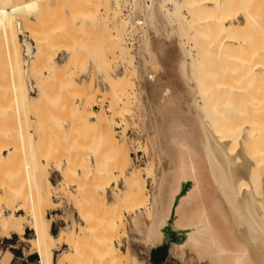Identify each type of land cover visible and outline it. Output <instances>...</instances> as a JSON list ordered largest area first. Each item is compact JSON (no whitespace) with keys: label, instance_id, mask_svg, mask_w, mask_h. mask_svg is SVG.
I'll list each match as a JSON object with an SVG mask.
<instances>
[{"label":"bare ground","instance_id":"bare-ground-1","mask_svg":"<svg viewBox=\"0 0 264 264\" xmlns=\"http://www.w3.org/2000/svg\"><path fill=\"white\" fill-rule=\"evenodd\" d=\"M7 1L0 0V36H2L0 40L5 37L6 41L13 44L8 47L9 49L10 47L11 49L12 47L14 48L12 50L18 61L19 54L22 52L19 53L21 49L18 50L20 44L18 45L19 38L15 29L19 28L20 32L23 30L22 23L26 18L24 14L35 12V1L38 2V0H19V3ZM248 1L254 4L252 0ZM80 2L78 5L83 4V2ZM155 2L156 0H150L146 20L153 25L157 24L156 15L152 12ZM163 2L171 4V7L165 8L164 14L170 23L169 25H171L172 31L168 32L166 37L161 36L158 32L159 35L154 31H150L148 33V41L152 52L157 55L166 77L162 76L163 74L161 75L162 70H160L161 73L150 71L142 82L138 80L140 83L138 89L140 97L138 98L150 110L148 111L150 114L146 117L145 124L148 130L152 132L151 135L153 134L154 143L152 146H154L156 154H158L162 163V165L158 166L152 162L149 165L151 170H147L148 175L152 174L153 171L157 172L158 177L156 176V186H153V192L150 193L146 185V180L149 176H145L141 170H132L129 173L128 165L131 157L128 153V142L125 140L121 144L118 153L115 151L116 149L114 150L115 155L113 157L107 156L106 153L108 151L105 152L106 147L108 150L112 147L109 145L103 149L104 152L100 148V151L106 155L101 154L100 157L96 158V155L99 156L96 153L93 156L96 160V167L87 166L88 168L86 167L87 169L85 168L83 173H81L88 178L92 174L90 180L99 178L101 184L90 185L88 189L83 187L82 182H78V185H75V193H71L72 189L69 191L68 183L66 182V179L74 176V174H76L74 177L80 175V178H82V174L77 175V171L70 170L73 169L71 168L73 165L74 168L77 166L74 162L79 155L75 156L73 160H70L72 159L71 157L67 159L69 160L68 168L66 169L67 171L69 170L68 172H66L60 161H58L59 163L56 162L57 164L55 163V169L63 175L57 186L50 179L47 167H49L48 165L53 157H50L47 153L45 154L49 156L47 157L48 164L44 163L45 166L42 165L39 158L38 161L40 162L36 161L37 163H34L32 161L31 175H29L32 187L28 188L30 189L29 193L23 190L27 189L26 183H23L25 188L23 186L18 187L14 179L17 177L19 182L20 175H23V169L18 168L21 174L19 176L16 175L18 173L16 171L14 177L10 175V171L8 180L2 179L3 181L0 182V203H5L11 209L9 213H6L0 207V236L10 238L14 233H17L21 240L26 241L30 245V251L38 253L41 258L46 260V264H52V255H47V252H52L53 250L60 251L57 264H143L137 253L133 252V250L131 251L128 246H126V250L122 249V238L127 237L129 232L130 234H135L137 237L133 236L134 239H137V242H140L147 251L162 244L165 241V233L162 227L169 220L174 198L176 197L175 205H177L184 196L185 200L181 205L177 206V212H175L177 216L173 213L172 217L173 220L177 217V223L181 228L177 226L176 228L183 235L186 234V237L174 241L171 253L179 256V250L183 252L190 251L200 260H206L205 264H264V88L260 87L253 91L252 87L254 75H257V78L260 79L264 77V26L258 19L259 15L256 16L253 12L255 6L251 8L250 5H247V1H243V3L245 2L244 4L250 8L245 5L244 9L234 11L231 9L229 11L228 8H230L229 5L236 2L235 0H163ZM255 2L257 3L258 0ZM160 4L162 7L163 3L160 2ZM117 6L118 1L115 2V7ZM112 12H114L113 18L116 19L117 12ZM22 15H24V19ZM240 15L243 16V20L239 18ZM140 22L144 23V21ZM116 33L114 35L116 36L115 39L119 41L122 58L127 59L126 61L129 64L121 75L122 80L125 82L122 87L123 93L129 87V89L136 92L130 76L132 74H135L136 77L139 76L138 65L135 62L134 55L121 42V36L123 35H121L120 30L117 29ZM65 47L67 45L59 49V52L62 50L71 51L70 47ZM208 50L221 53V55L217 56V58L209 56L207 55ZM27 53L29 57L35 54L28 44ZM31 59L33 60V58ZM31 59H28V63L37 60L36 57H34L33 61ZM221 59L225 62L223 67L219 64ZM49 60H51L50 57ZM52 61L50 66L56 71L53 65L55 64L56 66L58 64L55 56ZM186 61L190 62L193 70V82H187L182 73V67ZM19 62L20 60L17 63ZM29 65L32 66V64ZM7 67V74L12 76L16 72V67H13L15 71H13V74L9 72L8 64ZM25 67L27 68L26 64ZM19 68L17 64V70L20 73ZM49 68L51 69V67ZM196 70H201L202 72L199 73ZM40 71H42V68ZM47 71L49 72L50 70ZM34 72L36 73L35 70ZM31 73L33 74V72ZM29 74V72H26L25 76H29ZM19 76L22 82L24 76L21 74ZM9 79L13 78L9 77ZM43 79L42 81L46 84L45 80L48 78ZM34 82L29 79L30 88ZM38 82L34 84L36 85ZM9 88L7 90H13L16 100L18 99L17 94L20 95L18 97L25 100L26 94L22 90L21 83L15 88L14 84L12 89L9 90ZM32 90L28 91V98H35L36 100V96L31 95ZM8 91H6V94H8ZM65 91L68 92V89ZM131 93L127 91L125 103L122 101L124 103L122 108H126L127 113H131V106H128L133 98ZM194 94H197L201 99L197 112L192 110V96ZM40 95V98H42L43 94ZM88 95H90L88 96L89 98L93 94ZM112 95L115 96L114 92ZM135 100L138 99L135 98ZM37 101H39L38 98L34 106H36ZM115 103L117 106L118 102ZM183 105L185 110L182 109ZM116 108L111 109L113 115H120ZM81 109H78L79 113H76L78 110L74 109L76 111L74 112L75 114L73 113L74 116L77 114L76 116L79 118L80 115L83 119L85 118L86 122L89 119H93L95 121L94 124L102 125L106 132L109 131V134H107L108 138L110 137L108 141H106L107 136H103L105 138H102V141H98L97 138V142L105 140V144H107L110 141L109 144L112 143L114 147H118L119 143L117 141L111 142L113 135L111 136L110 133L115 132L111 126L113 125L111 123L113 120L105 110L102 109L99 112L91 111L87 114L90 115L87 116L86 112ZM19 113L22 114L21 112ZM3 117L5 116L2 115ZM17 119L16 121L18 122ZM21 119L20 121H22ZM95 119H97L99 124ZM20 121L18 122L19 124ZM24 122L26 124V120ZM97 125L96 128H99L97 131L100 133L101 127H97ZM21 126L23 127L22 124H20ZM26 126L28 125L24 126L25 131H27L25 133L26 136L21 134V132L17 134V131L16 134L20 135L17 141H22L25 148L33 149L32 138L34 132L33 130H26ZM98 136L100 135L98 134ZM189 138L193 140L192 143L191 140L188 141ZM93 141L95 140L93 139ZM20 142H17L15 146H19L18 143ZM73 143L75 144V142ZM13 146L9 144L4 148L0 147V154L3 156L4 152L9 151L11 154L9 155L12 156L11 150L16 149ZM90 147H93V145ZM103 156L107 157L103 159ZM8 157L7 162H3L4 160L2 159L3 161H0V165L6 163L12 166L13 163L15 164L13 161L11 165V161L15 157L12 160L9 158L11 160L9 163ZM81 161L79 162L81 163ZM89 161L87 164L90 163ZM71 162L73 165H70ZM113 164L120 165L113 167ZM191 164L194 169L193 178L195 177L196 187L186 191L183 186L187 177H189L188 166ZM13 166V169L9 167L10 170H14L15 165ZM83 167L82 169H84ZM9 168L6 169L9 171ZM70 171L71 173L74 172V174L72 173L71 175ZM25 177L23 179L26 181L27 175ZM77 178L79 179V177ZM86 180L89 181L88 179ZM29 181L27 180V182ZM120 181H123V186L120 185ZM64 182L67 187L64 186ZM52 189L57 190V193L64 192L70 198L72 197L71 200L77 213V216L75 213V215H67L70 221L56 235L51 233L54 219L47 218L48 212L45 211L46 203L50 204L52 202ZM109 191L113 195V199L108 197ZM178 191L179 193L177 194ZM84 194L86 195L84 196ZM125 202H130L126 204L127 208L130 207L128 210L129 214L132 215L131 223L129 221V229L127 227L128 223L125 221L126 215L122 212L123 206L126 207ZM57 204L59 205V203ZM18 209L22 210L23 213ZM203 216L207 220L206 224L202 223ZM26 225H28L29 229H33L34 235L32 237L28 238L25 236ZM201 226L207 227L206 231L200 229Z\"/></svg>","mask_w":264,"mask_h":264},{"label":"rangeland","instance_id":"rangeland-1","mask_svg":"<svg viewBox=\"0 0 264 264\" xmlns=\"http://www.w3.org/2000/svg\"><path fill=\"white\" fill-rule=\"evenodd\" d=\"M18 1L19 0H17V1H15V0L9 1L8 0L7 2L19 3ZM80 1L81 0H38V2L35 1L36 2V8H34L35 12L25 13L24 14V15H26L25 19H24V15H22L23 19H24V21L22 23L23 30L20 32V30H18L19 28L16 27L17 29H15L16 33H18V38H19L18 39V41H19L18 45L20 44L18 46V50L21 49V51L19 50V53L22 52L21 53L22 55L19 54V60H20L19 63H17L19 60L18 61L16 60L15 54L12 50L14 48L12 47V49H11V47H10V49H11L10 50L8 47V46H11L13 44H10L9 41H6L7 39H5V37H3L0 40V78H1L0 79V82H1L0 83V111L3 112L2 114L0 112V118H1V121H0V147L4 148V147H6V145L12 144V145H14L13 146L14 149L15 148L17 149L19 146H21L17 149V152H16V149L11 150L12 156H10L11 154L9 151L4 152L3 156L0 154L1 155L0 161L4 160L3 162H7L8 156H9L8 159L10 158L11 160H12V158L15 157V159H13L12 161L10 159L8 160V163H9V161H11V165H12L13 161L15 162V164L13 163V165H15L14 170H10V168L13 169L12 168L13 165L10 166V164L8 165L6 163H4L3 165L2 164L0 165V182H2L4 179H5V181L8 180V177L10 175L14 177V174L16 173V171L18 172V173H16V175L19 176L21 174L20 169L21 170L23 169V172H22L23 175H20L21 177H19L20 180L22 178L23 182H21L22 180L21 181L19 180V182H18V178L16 176L15 177L17 179L16 178H14V179L17 182L18 187H20V186L22 187L23 185H25L23 183H26L25 186L27 187V189L29 187L31 188L32 186L30 185V182L32 183V181H29V175H31L30 172L32 169V166H31L32 161H34V163L41 161L42 165L45 166V164H48L47 163V157L50 156L53 158L52 159L48 158L51 160H50V164L48 165L49 167H47V169H48V172L50 174V179H51L52 183L57 186V185H59V182L63 178V175H61V173L55 169L54 165L56 162L60 161L61 164L64 166V169L66 170L68 168V164H69V162H68L69 160H67V159L69 157H71L72 159H70V160H73L75 158V156L77 157L79 155L78 158H76L77 160L74 162V164L77 166H75V168H74V165L72 164L73 161H72L70 165H73V167H71V166L70 167L73 169H70V170L74 171V172L77 171L78 172L77 175L82 174L83 170H85V168L87 166H89L91 168L96 167V164H95L96 160L93 157L96 153L99 154V156L96 155V158L100 157L101 154H103V155L107 154V156L113 157L115 155L114 150L116 149L115 151H117V153H118L121 144L125 140L128 142L127 148H128V153L131 157V158H129L130 162L128 165L129 173H130V171L132 172V170L133 171L134 170H141L145 176L146 175L149 176L146 180L147 181L146 185L149 188L148 191L150 193H152L154 190L153 186L154 185L156 186L155 180H156L157 172L153 171L152 174L148 175V171L151 170L149 168V165L152 162L158 166L162 165V163L159 160L158 154H156L154 146H152L154 143L153 134L151 135L152 132H150L148 130V128L145 124L146 117H148V114H150V112H148V111H150V110L147 108L146 105L144 106L142 104V100H140V98H138V97H140V95H138L139 94L138 89H139V84H140L138 82V80H141V82H142L144 77H146V74L150 73V71H158L159 73H161L160 70H162L163 72L161 73V75L163 74L162 76L166 77L160 62L157 59L158 58L157 55L156 54L154 55V53L151 50V45H150V42L148 41V33L150 31H154L155 33L158 32L161 36L166 37L167 33L172 31L171 25H169L170 23L167 21V19H166L167 17H165L166 15L164 14L165 8L171 7V4L168 2L164 3L163 0H156V2H155L156 4L154 5V8H152V12L155 13L154 15H156L155 20H156L157 24L153 25V24H150L146 21L147 15H148L147 13H148V10L150 7V0L145 2V3H142V0H132L131 1L132 4L138 10L142 11V13L144 15L143 16L144 19L142 20V21H144V26L142 25L143 26V28H142V41L139 44H135L134 46H130L129 44H127L124 35H125L126 25L129 22H131L132 15H128V14L123 13L122 4H123L124 0H84V1L82 0L81 2H83V4L78 5ZM116 1H118L117 7H115ZM235 1H236L235 3L231 4L233 7L231 5H229V7H230V8H228L229 11L244 9V6L246 5L244 3L247 1V5H250L251 8L253 6H255L253 8V12L256 16L259 15L258 19H259V21H261V23L264 26V17H263L264 16L263 15L264 14V0H258L257 3L255 2L257 0H255V1L252 0L254 4H252V2H249L248 0H241V1L235 0ZM243 1H245V2L243 3ZM160 2L163 3L162 7L160 6L161 5ZM242 4H243V6H242ZM248 7L249 6H247V8ZM115 8H116V10H114ZM112 11L117 12V18L116 19L113 18L112 15H114V12H112ZM22 16H21V18H22ZM239 18L241 20L244 19L242 15H240ZM23 19H21V20H23ZM114 25L115 26L117 25V26L115 27ZM115 28H116V30L117 29L120 30L121 35H123V36H121L122 37L121 42L124 44L125 47L128 48L129 52L132 55H134L135 62L139 68V76L138 77H136L135 74H132L130 76L132 78V83H133V86H134V89L136 92L129 89L130 87L125 89L124 93L122 90V87L124 86L125 82H124V80H122L121 75L125 72V69H127L126 66H129V64L126 61L127 59L125 60L124 58H122L123 55H121V53H120L121 49H120L119 41L115 39L116 38L115 35L117 34ZM0 37H2V36H0ZM259 37H261V36H259ZM27 44L35 53V54H33L35 56L30 55V57L33 58V60H34V57H36L37 60L33 61L29 57V55L25 56V54H28L27 53ZM66 45H67V47H65V48L70 47L69 49H71V51L67 52V51L62 50L59 52V49L64 48V46H66ZM7 47H8V49H7ZM263 47H264V37H263ZM8 51H9V53H8ZM207 55L214 56L217 58V56L221 55V53H216V52H213L212 50H208ZM236 55H238V54L236 53ZM54 56H55V59L58 63L57 64L58 66L57 65L55 66V64H53L54 69H56V71H54L53 67L50 66L52 58ZM25 57H27L29 60L31 59V61H33V62L31 63L29 61L30 63H28V59ZM49 57L51 58V60H49ZM105 59H107V60H105ZM46 61L47 62L49 61V62L47 63ZM69 61H70V63H69ZM33 63L35 64V66ZM7 64L9 65V72H11L12 74L14 71L13 67L14 66L16 67V68L14 67L16 72L14 71L15 75L13 74L12 75L13 77L9 76V74H7V71H8L7 70V68H8ZM17 64L20 67L19 68L20 73L17 70ZM25 64H26L27 68L25 67ZM29 64H32V66ZM37 64L39 65V67ZM219 64L221 67H223L225 65V62L221 59V60H219ZM10 66H12V67H10ZM30 66H31V68H29ZM48 66L51 67V69L54 71V73ZM11 68H12V71H11ZM39 68L40 69L42 68V71H40ZM34 70L36 71V73L34 72ZM47 70H50L49 72H51V71L52 72L49 74V72ZM59 70H61V71H59ZM196 71L199 73L202 72L201 70H196ZM26 72L30 73L29 76L26 75L27 79L25 76ZM31 72H33L34 75ZM72 72H74V73H72ZM192 72H193V70L191 69L190 62L189 61L184 62V65L182 67V73H183L184 78L187 82L188 81L193 82L194 77H193ZM131 73H132V71H131ZM20 74L22 76H24V78L22 79V82L20 81V76H19ZM31 74H32V76H31ZM9 77H11L13 79H9ZM35 77H36L37 81L35 80ZM257 77H258L257 75H254L253 79H252L253 91L259 89L260 87L264 88V77L261 79L257 78ZM43 78H45V79L48 78V79H46L47 81L45 80L46 84H44V82L42 81V80H44ZM29 79L32 80L33 82L35 81L34 83H37L39 81L38 82L39 85L38 84L35 85L33 83V86H31V88H30V86L28 84ZM231 79H233V78H231ZM11 80H12V82H11ZM12 83L14 84V88L16 86H18V84L21 83L22 90L26 94L25 100H22L21 97H18V96H20L18 94H17L18 99L16 100V96L14 95L15 93L12 92L13 90L12 91L7 90L11 86ZM13 84L9 88V90L13 88ZM43 84H44V89H43ZM30 89H33L31 92V95L36 96V100H37V98L39 100V101H37L36 106H34V104L36 103L35 98L34 99L28 98V91ZM67 89H68V92L65 91ZM120 89H121V91H120ZM79 90H80V92H79ZM6 91H8V94H6L7 93ZM127 91H128V93L132 92L131 96L133 97L131 99V104L130 105L128 104V106H131V113H127L126 108H122L124 106L123 104L125 103ZM113 92H114L115 96L114 95L111 96V94H113ZM40 94H43L42 95L43 99L40 98V96H41ZM88 94H91V95L95 94V95L94 96L92 95V97L88 98V96H90ZM134 96L138 100H135ZM72 97L73 98L75 97V98L73 99ZM91 98H93V99H91ZM192 98H193L192 99V110L197 112L199 103H201V99L197 96V94H194V96H192ZM33 100H34V103H33ZM53 100H55L54 103H53ZM118 100H120V101H118ZM145 100H146V98H145ZM21 101H23L24 103ZM115 102H118L117 106H116ZM23 106H25V107H23ZM26 106H27V108H26ZM28 106H29V108H28ZM110 106H112V107H110ZM114 107H117L116 108L117 112L120 113V115H118V114L113 115L112 110ZM10 108H11V111H10ZM70 108H71L72 112L70 111ZM77 108L79 110L82 108L81 110L82 111L84 110L86 112V115L91 111L99 112L100 110L104 109L105 112L108 114V116L113 120V121H111V123L113 124L111 126L115 132L113 131L114 133H110V134H111V136L113 135L117 140L112 136L113 140L111 139V142L112 141L114 142V140H115L119 143V146L114 147L112 145V143L109 144L110 141L107 142V144H105L106 141H108V139L110 138V137L108 138V135H107V134H109V131L106 132L105 128L102 127V125L100 126V125L94 124L95 121L93 119L88 118L89 121L86 119L87 120V122H86L85 118L83 119L79 114H78L79 118L76 116L77 114L74 116V114H75L74 112H76L78 110ZM184 108H185V106L183 105L182 109L185 110ZM7 109L9 110L8 113H7V111H8ZM74 109H76V111ZM145 109H147L146 112H145ZM79 110L76 113H79ZM19 112H21L22 114H20ZM17 113H18V115L19 114L20 115L18 116ZM7 114H9V115H7ZM23 114L25 115V118H24ZM2 115H4L5 117L2 118ZM16 115H17V117H16ZM89 115H87V116H89ZM186 115H187V113H186ZM22 117L24 118V120H26V124H25ZM73 117H74V119H73ZM75 117L77 118L78 121L75 120L76 119ZM14 118H16V119L18 118L17 119L18 122L22 118L21 119L22 121H20V124H22L23 127L22 126L20 127V124ZM82 119H83V122H82ZM95 120L98 123L97 119H95ZM85 122L87 125L85 124ZM25 125H28V126H26V130L27 129L29 131L33 130V132H34V136L32 138L34 150L25 148L22 141H21L22 142L21 145H20L21 142L19 140L17 141L18 136L20 138V135H17V134H19V132H21V134L26 136L25 133L27 131H25V129H24ZM96 125H97V127H101L100 131H99L100 133H98L97 129H99V128H96ZM57 126H58V128H57ZM22 130H24V131H22ZM17 131H18V133H17ZM148 132H150V133H148ZM93 133L96 135L95 137H94ZM79 134H80V136L78 137ZM98 134L100 136H98ZM103 134H105V135H103ZM103 136H105V137L107 136L106 141L103 140V142H97V140L102 141V138H105ZM88 139H89V141H88ZM93 139L95 141H93ZM190 140L192 143L193 140L191 138H189L188 141H190ZM60 141H62L61 144H60ZM5 142L7 143L6 145H5ZM13 142H14V144H13ZM17 142H20V143H18L19 146L18 145L15 146V144ZM73 142H75V144ZM82 142L83 143L85 142V144H83ZM102 143H103V146H102ZM48 144H49V146H48ZM92 145H93V147H90ZM94 145H95V147H94ZM107 145H109L110 147L112 146V147L108 150L106 147ZM76 146H79V147H76ZM98 146H99V149H98ZM51 147H52V149H51ZM105 147H106L105 152L108 151V153H106V154L103 153L104 152L103 149ZM95 148H96L97 152L95 151ZM100 148L102 149L103 152L100 151ZM77 151H78V153L79 152L80 153L78 154ZM30 152H32V153H30ZM45 153H47V155H49V156H47ZM35 154H36V156H35ZM81 154H82V156H81ZM38 156H41V157H38ZM104 157L105 156H103V159H104ZM24 158H25V160H24ZM38 158L40 159V161H38L39 160ZM79 158H81L82 161H81V159L79 160ZM101 158H102V156H101ZM45 159H46V161H45ZM196 159H197V157H196ZM86 160H88V161L90 160L89 161L90 163L87 164L88 161L86 162ZM79 161H81V163ZM5 164H6V167H5ZM118 165H120V164H118ZM118 165L113 164L112 166L116 167ZM2 166L4 169L2 168ZM30 166H31V168L29 169ZM82 167L84 169H82ZM6 168L7 169L9 168V171ZM18 168H20V169L18 170ZM68 171L66 170V172H68ZM71 171H70V174L71 175H72V173L74 174V172L71 173ZM188 171H189L188 172L189 177H187L186 182L183 186V189L186 191H188L189 189H194L196 187L195 177L193 178L194 169H193L192 164L190 166H188ZM9 172L11 173L10 175H9ZM12 173H13V175H12ZM26 175H27V179L25 181L24 179L26 178L25 177ZM75 175L76 174H74V176ZM74 176H72V177L70 176V177H68V179H66L67 180L66 182L68 183L69 191L72 189L71 193L74 192L75 185L77 186L78 182H82L83 187L85 189H88V186H90V185L93 186V185H97V183H100L99 178H97L98 179L97 180L94 176L93 177L95 179L90 180L92 177V174H91L90 178L84 176V174L81 175L82 178H80V175L76 176V177H79V179L78 178L76 179V177H74ZM86 179H88L90 182L87 181ZM27 180L29 182H27ZM72 181H74V182H72ZM16 182H14V183H16ZM86 182H89V183H86ZM20 183H22V184L20 185ZM120 183H121L120 185L123 186V181H120ZM64 186L67 187V184H65V182H64ZM180 187H181V184H180ZM180 187H179V191H180ZM27 189H23V190L26 191V193H29L30 189H28V190ZM56 191L57 190L52 189V200H51L52 202H50V204L46 203V207L44 206L46 208L45 211L48 212L46 217L52 218V220L54 219V221L52 222V227H51L52 235H56L61 228H64L67 226L68 221H70L69 217L67 216L68 214L70 216V214L75 213L77 216L76 210H75L74 205H73L74 203H72V200H71L72 197L70 198L69 195L64 193V192L63 193L62 192L57 193ZM179 191L177 192V194L179 193ZM85 195L86 194H84V196ZM108 197L113 199V195L111 194L110 191L108 192ZM175 198H174V203L172 205V210H171V215L169 217V220L162 227V230L165 233V241H163L162 243L167 244L168 253H167L166 257L161 261L160 264H205L207 262L206 260H203V259L200 260L198 257H196L194 254H192V252H190V251L183 252V251L179 250L178 254L180 257L182 256L181 257L182 259L179 256H177L175 253H171V248L173 246L174 241H177V240H180V239L186 237V234L183 235L176 228V226L178 228H181V226H179L177 223V217H175L174 220L172 217V214L177 212L176 211L177 206L181 205L182 202L185 200L184 199L185 196L181 198L180 202L177 205H175L176 204ZM57 203H59V205ZM126 203H130V202H125L126 207L123 206L124 208L122 209V212L126 215L125 221L128 223L127 227L129 229L131 219H132L131 218L132 215L129 214L128 210L130 207L128 206L129 208H127ZM0 204H1L0 205L1 209H3L6 213H9L11 211V209L9 208L10 206L8 207L5 203H0ZM31 205H32V202H31ZM49 205H51V206H49ZM19 211L21 213H23L22 210H19ZM175 216H177L176 213H175ZM203 218L204 219L202 220V223L206 224L207 220L205 219L204 216H203ZM129 221H130V223H129ZM182 228H186V227H182ZM25 229H26L25 230V236L26 237L29 238V237H32L34 235L33 229H29L28 225H26ZM200 229H202L203 231H206L207 227L201 226ZM133 236L137 237L135 234L133 235V234H130V232H129L127 237L122 238V242H121L122 249L126 250V248H127L126 246H128L131 251L133 250V252L137 253V255L139 256V258L143 264H153V261L151 259V251L155 247H152L150 249V251H147L145 249V247L140 242H137V239L136 240L134 239ZM132 237H133V239H132ZM159 245H161V244H159ZM159 245H157V246H159ZM0 248H1V252L4 251V252H6V254L11 253V258H10L9 264H43V263L46 264V260L44 258H41V256H39L38 253L30 251L31 250L30 245L26 241L21 240L17 233H14L11 238H6V237L0 236ZM47 255H52L51 256L52 264H57V258L60 255V251H57V250H53L52 252L48 251Z\"/></svg>","mask_w":264,"mask_h":264},{"label":"built area","instance_id":"built-area-1","mask_svg":"<svg viewBox=\"0 0 264 264\" xmlns=\"http://www.w3.org/2000/svg\"><path fill=\"white\" fill-rule=\"evenodd\" d=\"M131 1L132 0H124L122 4V11L125 14L132 15L131 22H129L126 25L124 36H125V40L127 44H129L130 46H134L135 44H139L142 41V28L144 26V23L140 21L144 19L143 18L144 15L141 10H138L132 4ZM147 1L149 0H142V3H145ZM25 56H28V55L25 54Z\"/></svg>","mask_w":264,"mask_h":264},{"label":"trees","instance_id":"trees-1","mask_svg":"<svg viewBox=\"0 0 264 264\" xmlns=\"http://www.w3.org/2000/svg\"><path fill=\"white\" fill-rule=\"evenodd\" d=\"M168 253V248L166 243H162L161 245L155 247L151 251V259L153 264H160L161 261L166 257Z\"/></svg>","mask_w":264,"mask_h":264},{"label":"crops","instance_id":"crops-1","mask_svg":"<svg viewBox=\"0 0 264 264\" xmlns=\"http://www.w3.org/2000/svg\"><path fill=\"white\" fill-rule=\"evenodd\" d=\"M10 258H11V253L6 254V252L4 251L1 252V248H0V264H9Z\"/></svg>","mask_w":264,"mask_h":264}]
</instances>
